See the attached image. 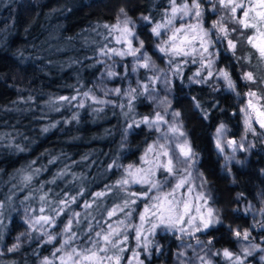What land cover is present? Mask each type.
<instances>
[{"label":"clouds","instance_id":"clouds-1","mask_svg":"<svg viewBox=\"0 0 264 264\" xmlns=\"http://www.w3.org/2000/svg\"><path fill=\"white\" fill-rule=\"evenodd\" d=\"M145 2L83 0L111 14L91 29V67L100 71L77 96L45 101L57 112L67 99L93 119L119 117L106 133H119L114 156L97 174L114 178L76 210L86 174L57 172L49 183L70 176L75 189L61 195L34 185L39 169H18L0 200V264H33L26 249L35 264H264V167H252L253 151L264 155V0H147L137 11ZM214 111L228 115L213 125ZM205 130L215 167L198 143ZM16 213L22 227L6 244ZM45 245L51 252L40 255Z\"/></svg>","mask_w":264,"mask_h":264},{"label":"trees","instance_id":"trees-1","mask_svg":"<svg viewBox=\"0 0 264 264\" xmlns=\"http://www.w3.org/2000/svg\"><path fill=\"white\" fill-rule=\"evenodd\" d=\"M82 3L83 0H0V200H5L14 191L13 186L18 182L17 170L29 166L30 170H40L33 182L35 186L43 184L45 191L61 195L74 194L75 189L66 184L70 176L57 179L55 184L49 183L57 172L67 168L69 172L86 174L90 178L89 191L73 205L76 210H80L94 191L115 176L113 172L107 180H101L97 174L114 156L119 133L116 136L106 133L118 128L119 117L109 111L93 119L87 108L78 109L77 100L71 104L67 99L59 100L56 106H64L58 112L45 105L49 97L77 96L92 84L100 71V66L91 67V29L101 18L111 20V14L108 10L101 14L81 7ZM136 10L146 11L147 0L138 4ZM223 106H229L228 102L224 101ZM140 110L145 111L143 108ZM77 111L80 113L79 123L69 122ZM220 115L228 114L214 111L213 125ZM238 122V118L230 121ZM53 123H57L55 129L43 132L45 126ZM203 127V122L197 124L198 130ZM198 143L209 158L206 163L215 167L206 130ZM260 147L264 150V145ZM19 148L24 151H19ZM56 156L60 158L50 164L49 161ZM83 156L88 158L82 160ZM257 163L264 167V155L254 150L252 167L255 168ZM249 175L256 179L254 173ZM212 177L214 172L210 174ZM216 182L220 183L219 178ZM238 190L252 199V189L248 184H243ZM28 191L19 192L16 200L23 199ZM232 191L227 189V194L230 196ZM18 215H11L5 235L6 244H10L15 233L21 230ZM66 218L67 213L60 217L58 226ZM239 222L245 226L248 223L243 218ZM25 251L35 264L31 249ZM50 252L51 247L47 245L40 249V255ZM128 255L125 253L126 259ZM14 256L8 254L5 259Z\"/></svg>","mask_w":264,"mask_h":264},{"label":"rangeland","instance_id":"rangeland-1","mask_svg":"<svg viewBox=\"0 0 264 264\" xmlns=\"http://www.w3.org/2000/svg\"><path fill=\"white\" fill-rule=\"evenodd\" d=\"M257 128L259 129V126L257 125ZM235 139V137H233Z\"/></svg>","mask_w":264,"mask_h":264}]
</instances>
